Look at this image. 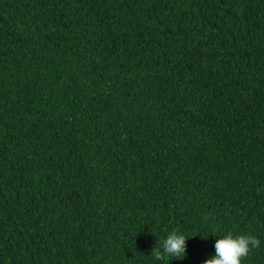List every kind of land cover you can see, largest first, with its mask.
<instances>
[{"label": "trees", "instance_id": "1", "mask_svg": "<svg viewBox=\"0 0 264 264\" xmlns=\"http://www.w3.org/2000/svg\"><path fill=\"white\" fill-rule=\"evenodd\" d=\"M172 230L166 264L228 232L264 264V0H0V264H153Z\"/></svg>", "mask_w": 264, "mask_h": 264}, {"label": "clouds", "instance_id": "2", "mask_svg": "<svg viewBox=\"0 0 264 264\" xmlns=\"http://www.w3.org/2000/svg\"><path fill=\"white\" fill-rule=\"evenodd\" d=\"M212 234L217 235L215 232ZM208 236L203 235V238L207 239ZM191 237L193 236L185 235L180 230L170 231L161 244L157 245L156 241L150 253L153 264H166L168 257L172 258L171 261L184 259L188 255L187 241ZM218 237L214 244V253L209 255L203 264H243V259L248 256L249 252L261 244V240L255 235L228 232Z\"/></svg>", "mask_w": 264, "mask_h": 264}]
</instances>
